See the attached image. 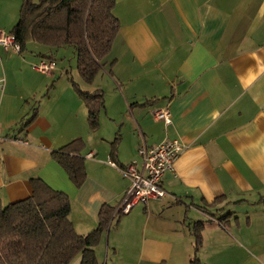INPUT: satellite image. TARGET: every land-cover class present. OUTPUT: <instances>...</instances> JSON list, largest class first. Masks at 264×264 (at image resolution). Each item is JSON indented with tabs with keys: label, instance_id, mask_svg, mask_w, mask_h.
<instances>
[{
	"label": "crops",
	"instance_id": "obj_1",
	"mask_svg": "<svg viewBox=\"0 0 264 264\" xmlns=\"http://www.w3.org/2000/svg\"><path fill=\"white\" fill-rule=\"evenodd\" d=\"M17 10L0 31L10 32ZM114 14L119 32L90 84L77 62L73 73V59L58 63V48L0 45V200L31 196L30 179L41 178L70 197V219L87 234L103 205L120 204L130 183L122 167L142 165L139 146L178 138L185 147L162 177L167 195L119 215L96 247L98 261L108 264L111 250L110 264H189L202 221L204 263L264 264V0H116ZM46 57L56 68L35 70ZM67 74L85 91L103 90L98 129ZM163 107L168 125L154 117ZM17 133L26 143L12 140ZM76 138L87 172L80 187L51 156Z\"/></svg>",
	"mask_w": 264,
	"mask_h": 264
},
{
	"label": "trees",
	"instance_id": "obj_2",
	"mask_svg": "<svg viewBox=\"0 0 264 264\" xmlns=\"http://www.w3.org/2000/svg\"><path fill=\"white\" fill-rule=\"evenodd\" d=\"M115 4L116 0H22L18 21L10 32L21 44V51L31 41L53 48L73 47L77 73L90 84L103 68L120 29ZM68 79L87 107L90 129H98L105 108L103 90L85 91L71 75ZM119 138L117 135L112 142L114 152ZM82 144V139L76 138L51 152L77 187L87 176ZM110 159L118 166L113 157ZM30 183L31 196L8 204L0 200V264H70L77 256L80 264H101L96 247L121 214L105 204L98 225L80 234L70 219V197L41 178L33 177ZM230 215L232 212L218 220L225 224ZM203 226L202 221L195 223V248L189 264H206L198 254Z\"/></svg>",
	"mask_w": 264,
	"mask_h": 264
},
{
	"label": "built area",
	"instance_id": "obj_3",
	"mask_svg": "<svg viewBox=\"0 0 264 264\" xmlns=\"http://www.w3.org/2000/svg\"><path fill=\"white\" fill-rule=\"evenodd\" d=\"M0 45L6 49L13 48L17 52H21V44L11 32L0 31ZM56 66L57 61L52 58H42L33 63V68L42 73H50ZM3 84L4 78H0V88L3 87ZM154 117L163 120L166 125L172 123L170 107H163L155 111ZM4 138L0 128V141ZM12 140L26 143V139L19 133L13 134ZM184 147L178 138H168L156 145L142 143L138 148L142 165L139 167L137 161H132L122 168L130 183L120 204L116 207L115 213L125 214L138 204H147L150 200L166 196L167 191L162 184V177L166 171L172 169L175 159ZM88 156H95V151H91Z\"/></svg>",
	"mask_w": 264,
	"mask_h": 264
},
{
	"label": "rangeland",
	"instance_id": "obj_4",
	"mask_svg": "<svg viewBox=\"0 0 264 264\" xmlns=\"http://www.w3.org/2000/svg\"><path fill=\"white\" fill-rule=\"evenodd\" d=\"M19 8H20V5L18 6V4H15L14 0H13V2H11V1L6 2V0H1L0 1V23H10L11 21H13L15 14L18 15L17 9H19ZM9 27L10 26H7V28H5L3 31L7 32ZM35 44H38V43H35ZM58 49H59V52H58L57 56H55L58 63H60L62 61L63 63H66V65H67V64H69V61L71 59H73L74 60V68H73L74 72L73 73H75L76 72L75 66H76L77 61H76V57L73 55L74 48L71 46H67V47H61V49L60 48H58ZM67 50H69V52ZM70 52H72V55H69ZM63 55H66V56L63 57ZM86 126L88 128L87 122H86ZM103 128H104L103 129L104 133L110 131L107 129V127H103ZM87 131H89V130H87ZM91 134L94 135V133H91ZM91 139L95 140L94 138H91ZM225 213H227V212H225ZM116 220L114 221L112 228L116 225V223H117ZM111 256H112V253H111V250H109V256L107 259L108 264H110V262H111V258H110Z\"/></svg>",
	"mask_w": 264,
	"mask_h": 264
}]
</instances>
